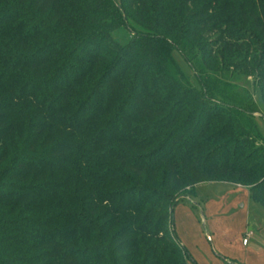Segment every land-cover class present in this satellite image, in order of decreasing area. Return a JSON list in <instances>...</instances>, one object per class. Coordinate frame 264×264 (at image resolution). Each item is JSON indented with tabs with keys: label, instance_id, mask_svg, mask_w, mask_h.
Segmentation results:
<instances>
[{
	"label": "trees",
	"instance_id": "trees-1",
	"mask_svg": "<svg viewBox=\"0 0 264 264\" xmlns=\"http://www.w3.org/2000/svg\"><path fill=\"white\" fill-rule=\"evenodd\" d=\"M258 117L264 0H0V264H189L197 182L264 208Z\"/></svg>",
	"mask_w": 264,
	"mask_h": 264
},
{
	"label": "rangeland",
	"instance_id": "rangeland-1",
	"mask_svg": "<svg viewBox=\"0 0 264 264\" xmlns=\"http://www.w3.org/2000/svg\"><path fill=\"white\" fill-rule=\"evenodd\" d=\"M173 54L196 81L182 54L177 49ZM258 122L264 134V119L258 117ZM172 216L175 232L191 254L189 264H264V208L246 186L225 180L197 182L173 205ZM248 229L255 234L248 236L250 243L245 246L242 237ZM258 236L256 249L253 242Z\"/></svg>",
	"mask_w": 264,
	"mask_h": 264
},
{
	"label": "crops",
	"instance_id": "crops-1",
	"mask_svg": "<svg viewBox=\"0 0 264 264\" xmlns=\"http://www.w3.org/2000/svg\"><path fill=\"white\" fill-rule=\"evenodd\" d=\"M242 186H244V185H242ZM250 230H252V229H250ZM254 234H255V232L253 231L251 235H254ZM254 240L255 241L253 242V245L256 246L255 248L257 249V248H259V236L255 237ZM249 243H250L249 239H247V241L245 243L242 241V244L245 245V246H247Z\"/></svg>",
	"mask_w": 264,
	"mask_h": 264
},
{
	"label": "built area",
	"instance_id": "built-area-1",
	"mask_svg": "<svg viewBox=\"0 0 264 264\" xmlns=\"http://www.w3.org/2000/svg\"><path fill=\"white\" fill-rule=\"evenodd\" d=\"M252 230L248 229V231L246 232V234L242 237V241L245 243L248 239V236H250L252 234Z\"/></svg>",
	"mask_w": 264,
	"mask_h": 264
}]
</instances>
